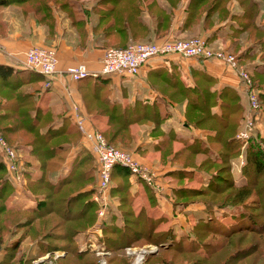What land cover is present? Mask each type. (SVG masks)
<instances>
[{
  "label": "crops",
  "instance_id": "crops-1",
  "mask_svg": "<svg viewBox=\"0 0 264 264\" xmlns=\"http://www.w3.org/2000/svg\"><path fill=\"white\" fill-rule=\"evenodd\" d=\"M2 1L7 4L0 5V66L8 68L9 75L0 77V114L11 100L24 97L25 103L12 105V113L30 115L43 133L48 128L65 127L67 134L68 130L78 129L77 109L78 115L87 118L89 129L105 136L128 137L126 142L119 140L114 146L130 152L156 173L160 185L156 189L144 180L130 178L136 216L142 213L152 220H162L157 232L172 229L177 235L185 228L187 215L206 211L204 204L188 207L187 215L176 208L175 191L179 186L174 183L172 173L194 171L195 167H185L182 162L187 157L201 161L204 156L198 145L205 148L215 142L216 130L210 128L212 125L198 126L197 120L186 121L185 116L200 117L208 108L211 114L221 116L220 94L226 88L236 91L243 110L247 107L246 93L236 71L221 61L177 55L151 60L137 76H99L74 82L64 70L85 64L92 71H98L106 50L125 49L135 42L200 37L236 55L252 75L261 74L264 44L258 38H264V0H195L193 3L192 0H112L113 3L104 7L97 6L100 0H70L71 8L55 3L65 0ZM32 47L57 51V73L48 87L45 84L49 79L25 65L24 54ZM208 88L210 95H216L211 106L206 102L208 94L204 93ZM175 116H179L178 123ZM120 121L127 127H122ZM259 130L264 134L262 125ZM9 137L14 145H20L17 148L23 153L27 187L25 191L15 187L8 205L15 210L29 211L35 208L37 200L28 192V184L40 177L41 170L38 161L29 155L30 148L21 146L14 136ZM86 145L80 135L66 159V170L50 179L56 180L67 173L81 149L90 152ZM94 160L96 165L95 157ZM234 174L239 175L235 179L238 183L239 168L234 167ZM206 180L204 175L196 173L188 181L201 186ZM112 187L116 188L115 182ZM118 205L114 201L115 209ZM96 223L77 236L80 250L97 239L103 242V227L99 236L94 231ZM10 240L7 237L0 245V260ZM18 256L27 264V260L34 261L39 255L34 243L26 240Z\"/></svg>",
  "mask_w": 264,
  "mask_h": 264
},
{
  "label": "trees",
  "instance_id": "trees-1",
  "mask_svg": "<svg viewBox=\"0 0 264 264\" xmlns=\"http://www.w3.org/2000/svg\"><path fill=\"white\" fill-rule=\"evenodd\" d=\"M193 1L195 0H192V3ZM55 3L61 7H73L70 0L56 1ZM110 3L113 1L100 0L97 6L104 7ZM6 4L5 1L0 2V5ZM258 40L264 44V38L259 36ZM262 58L264 59V54ZM248 73L252 80V88L258 93L263 128L264 67L261 74L254 76L249 71ZM7 75H9L8 68L0 66V77L4 78ZM204 93L208 94L206 102L211 106L216 95H210L209 90ZM23 99L24 97H16L9 102V105H5L3 113L0 114V129L10 145L20 146L14 145V141L9 135L14 136L21 146L30 148L29 155L38 161L41 175L28 184V192L37 200L35 208L29 211L15 210L7 205L8 199L15 192V186L10 180L5 166L0 162V173L4 174L3 179L0 180V245L7 237L11 239L4 247L0 264L21 263L22 258L18 256V251L26 240L34 243L38 257L57 250L65 252V256L57 258L53 264H100L95 253L81 251L80 245L76 241L77 236L92 228L97 219L98 207L93 201L96 188L94 187L96 182L94 157L88 150L81 149L73 160L69 171L64 172L65 174L61 178L51 180L50 176H55L58 172L63 173L71 147L78 143L81 134L77 128H73V131L68 130L72 133L71 138L70 132L69 134L65 132L67 130L65 127L56 130L48 128L44 133L41 132L37 120L31 119L30 115L12 113V105L25 103ZM220 99L223 101L221 116L211 114L210 108H208L201 117L196 119V125H212L210 128L216 130L215 142L213 141L210 147L204 148L198 145L204 159L184 164L185 167H195L194 171L181 170L172 173L174 179L178 181L194 179L195 174L199 173L207 178V183L202 185V188L179 186L175 191L174 199L177 209L196 203V201H183L186 197L194 196L204 197L205 200L198 202L205 205L207 212L218 208L227 210L234 206H245L246 201L251 197L264 200V134H262V129L258 128L256 134L248 142L238 139L237 133L242 127L246 108L243 110L242 105L238 103L240 97L236 91L230 88L223 90ZM120 123L122 127H127L122 121ZM42 126L44 125L41 124ZM118 135L119 137L117 134L104 136L107 137L110 144L114 145L119 140L123 141L120 139L121 134ZM240 160L244 162L240 175L245 180V184L241 187L233 178L234 163L240 162ZM214 167L217 169L212 172L211 169ZM130 178L129 170L119 166L114 168L112 186L115 182L116 188L112 187L111 189L112 204L103 227V242L106 249L112 253L107 258V264H130L129 258L121 256L120 253L126 248L136 247L134 244L144 238L152 239V242H155L152 244L159 246V255L165 256L158 261L156 254H152L148 258L146 257L147 260L145 259L144 264H172L173 258L176 256L198 255L199 251L197 253V251L188 249H192V245L196 241L200 242V238L206 235L207 229L217 237L230 241L235 235L247 232L246 225L256 224L255 221L244 215L242 223L239 224L240 221L237 222L236 219L234 224L238 223L237 226L226 227L224 224L218 223L217 218L208 216L198 219V224L193 228L192 236H190L193 237V240L187 241L188 244H185L186 240L182 239L177 241V244H180L178 248L172 245L173 242L166 245L176 235L174 230L157 232L156 229L162 220H152L142 213L136 216L133 209L134 197L131 193ZM89 187L93 188L87 190ZM205 197L210 198L211 201ZM212 200L222 202L215 204L216 201ZM114 201L119 202L117 209L114 208ZM259 227L264 232V222ZM200 231L203 233H199ZM154 239L158 241H153ZM190 244L191 246H189ZM204 245L212 251L217 245L220 246V243L207 242ZM173 251L174 255L172 256L171 252ZM238 253L240 251L237 250L231 258L237 257ZM199 255L205 259L209 257ZM26 263L32 264V261L27 260ZM188 264H206V261H193Z\"/></svg>",
  "mask_w": 264,
  "mask_h": 264
},
{
  "label": "built area",
  "instance_id": "built-area-1",
  "mask_svg": "<svg viewBox=\"0 0 264 264\" xmlns=\"http://www.w3.org/2000/svg\"><path fill=\"white\" fill-rule=\"evenodd\" d=\"M177 55L186 59L217 60L225 63L236 71L242 80L243 90L247 97L245 118L237 138L248 142L262 124L261 104L258 93L252 88V80L248 71L243 67L236 55L222 48L210 45L205 39L196 37L188 40H164L160 42H135L125 49H108L105 51L101 68L92 71L85 64L68 67L64 73L74 82L86 78L99 76L130 75L137 76L141 69L153 59L167 58ZM26 67L49 79L45 84L50 85V80L57 73L58 57L53 48L32 47L24 54ZM75 124L77 125L84 144L93 154L97 165V184L93 201L98 207L97 223L94 231L101 236L102 227L107 221L111 200L112 176L115 167H122L130 171L132 179L144 180L153 188H160L156 180V173L148 170L130 152L111 145L104 135L97 130L87 127V118L81 117L75 110ZM242 159V157H241ZM0 162L5 166L7 174L14 186L22 191L27 187L25 170L23 169V153L17 147L10 145L0 129ZM242 160L235 162L234 167L241 170ZM90 249L100 259V264H107L110 252L102 244L90 243ZM157 249V248H156ZM155 248H126L125 252L131 264H144L146 256Z\"/></svg>",
  "mask_w": 264,
  "mask_h": 264
},
{
  "label": "rangeland",
  "instance_id": "rangeland-1",
  "mask_svg": "<svg viewBox=\"0 0 264 264\" xmlns=\"http://www.w3.org/2000/svg\"><path fill=\"white\" fill-rule=\"evenodd\" d=\"M208 90H209V88L207 89V91ZM178 117L179 116H175V119H177L176 123H178V121H179ZM181 117L182 116H180V119L182 120L183 118H181ZM185 118H186V121H189V120L195 121L197 118H199V116L187 115V116H185ZM122 139L125 142L127 140H129L128 137H123ZM186 159L188 160L190 158L187 157ZM187 160L182 162L181 165L184 166V164H191V163L195 162V161H192L193 159H190L189 161H187ZM216 169H217V167H214L211 170H213L212 172H214ZM3 177H4V174L0 173V180H2ZM237 177L239 178V175L233 174L234 179H237ZM174 183L176 184V186H186V188H202L203 187L202 185L200 186L196 182H194V183L190 182L189 183L188 180L178 181L177 179H174ZM244 184H245V180L240 177L237 185L239 187H241ZM209 197H211V196H209ZM206 199L208 201H211L210 198H206ZM199 200L203 201L205 199H204V197H199V196L198 197L197 196L186 197L183 201H185V202L196 201V203L188 205L185 208L181 207V208H179L180 211L185 213V212H187L188 207H192V205H194V204L195 205L203 204L202 202H198ZM212 201H216L215 204L222 202L220 200H212ZM260 202L263 204H261ZM8 203L9 202L7 201V205H8ZM201 207H203V206H201ZM263 207H264V200H261V198H257V197H251L246 201L245 206H241V205L234 206V207L228 208L227 210L218 208V209L212 210L211 212H207V210L206 211L197 210L196 212L194 211L192 213L191 217L185 213L187 215V219H184V220H186V222L184 223L185 228L181 229V227L178 226V229L179 230L181 229V231L179 232L180 235L179 234L174 235V237L171 238L170 241L166 243V245L171 244L173 242L172 245H174V247L178 248V246L180 244H177L178 243L177 241L182 240V239L186 240L185 244L189 243L187 241H192L193 237H190V236H192L191 232L194 230L193 228H195V226L198 224V218L199 219L207 218L208 216L210 218L214 217L215 219L217 218L216 220L218 223H222L227 227V226L235 225L236 223L234 224V220H236V219H237V222L240 221L239 224L242 223V217L245 215L249 219L255 221L256 224L254 225V224L250 223L249 225H246V228L248 231L241 233L240 235H235L230 241H226L225 238L222 239L220 237H217L216 235L212 234L207 229L206 235L204 237L202 236V238H200V242L198 243L196 241L195 244L192 245L194 249L193 248L188 249V250H192V251H197V253L199 251L198 255L195 254V255H190V256L189 255L176 256L173 258L172 264H188V263L193 262V261H198V262L206 261V264H226V263L227 264H264V232L262 229H259L260 224H262L264 222ZM193 208L197 209V206H194ZM183 218H185V216H183ZM96 221H97V219H96ZM237 225H238V223H237ZM237 225H235V226H237ZM199 233H203V232L200 231ZM160 234H162V233H160ZM153 241H158V240L154 239ZM159 241H160V239H159ZM207 242H211L213 244H217V243L219 244L220 243V246L217 245L216 247H214L212 249V251H210L204 245ZM92 243L93 244L101 243L106 248V245L104 244V242L101 241V239H100V241L97 239V240L93 241ZM152 243H155V242H152V239L144 238L139 243L134 244V246H136L134 248L152 249V246L155 249L157 248L155 251H152L146 257L148 258L150 255L156 254L157 260L159 261L160 258H164L165 256L159 255L160 254L159 246H156ZM189 246H191V244ZM81 250L91 251L90 244L84 246V248H82ZM237 250L240 251V253H238V256L235 258H231ZM212 253H214V254H212ZM61 254H65V253H62V251H59V250L48 253L44 256L37 257L34 261H32V264H53V262L57 258H59V256H61ZM171 254L173 256L174 251L171 252ZM199 254L206 255L209 257L207 259H205V258H202ZM111 255H112V253L110 252V254L107 256V258ZM120 255L125 257V258H129V256L126 254L125 250L122 251L120 253ZM147 258H146V260H147ZM129 260H130V258H129ZM99 262H100V259H99ZM21 264H23V262H21Z\"/></svg>",
  "mask_w": 264,
  "mask_h": 264
},
{
  "label": "water",
  "instance_id": "water-1",
  "mask_svg": "<svg viewBox=\"0 0 264 264\" xmlns=\"http://www.w3.org/2000/svg\"><path fill=\"white\" fill-rule=\"evenodd\" d=\"M156 253V252H155Z\"/></svg>",
  "mask_w": 264,
  "mask_h": 264
}]
</instances>
